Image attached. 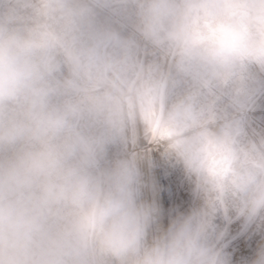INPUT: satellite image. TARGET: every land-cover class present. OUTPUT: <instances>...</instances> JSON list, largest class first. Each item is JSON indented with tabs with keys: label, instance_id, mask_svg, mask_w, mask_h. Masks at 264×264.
Here are the masks:
<instances>
[{
	"label": "clouds",
	"instance_id": "clouds-1",
	"mask_svg": "<svg viewBox=\"0 0 264 264\" xmlns=\"http://www.w3.org/2000/svg\"><path fill=\"white\" fill-rule=\"evenodd\" d=\"M0 264H264V0H0Z\"/></svg>",
	"mask_w": 264,
	"mask_h": 264
},
{
	"label": "rangeland",
	"instance_id": "rangeland-1",
	"mask_svg": "<svg viewBox=\"0 0 264 264\" xmlns=\"http://www.w3.org/2000/svg\"><path fill=\"white\" fill-rule=\"evenodd\" d=\"M187 193L184 191V187L177 182L174 188V197H183L184 199L187 198Z\"/></svg>",
	"mask_w": 264,
	"mask_h": 264
}]
</instances>
